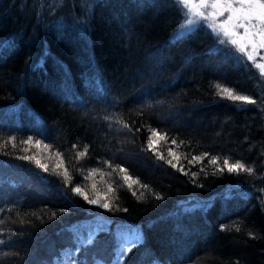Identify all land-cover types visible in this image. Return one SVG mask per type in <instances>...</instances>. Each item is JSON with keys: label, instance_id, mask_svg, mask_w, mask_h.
I'll return each instance as SVG.
<instances>
[{"label": "trees", "instance_id": "16d2710c", "mask_svg": "<svg viewBox=\"0 0 264 264\" xmlns=\"http://www.w3.org/2000/svg\"><path fill=\"white\" fill-rule=\"evenodd\" d=\"M183 18L176 0H0V264H264V88L205 26L174 38Z\"/></svg>", "mask_w": 264, "mask_h": 264}, {"label": "snow or ice", "instance_id": "6c2138e0", "mask_svg": "<svg viewBox=\"0 0 264 264\" xmlns=\"http://www.w3.org/2000/svg\"><path fill=\"white\" fill-rule=\"evenodd\" d=\"M177 2L188 9L191 16L197 17L203 21H211L213 31L227 38L228 42L231 45L237 46L240 52L246 53L248 60H254L255 54L261 49H264V0H199L198 3L191 4L190 0H177ZM225 15L226 18L218 23L217 21L219 18L225 17ZM195 23L196 21L194 19H188L186 23L182 25V30L174 34V38L188 35ZM240 29L243 30V34L239 32ZM224 43L225 40L221 39L220 44ZM248 49H250V51H247ZM257 67L261 68L262 74H264V65H257ZM222 92L231 100L245 101L248 104L255 103L254 100L246 96L233 95V92L228 88H223ZM152 137L154 140L149 143L150 148L153 147L156 139L163 140L165 138L164 136L158 135L155 131L152 133ZM28 143H31V140H29ZM172 143L175 144L176 141L173 140ZM168 155L178 159L172 151H169ZM163 158V156L160 157V159ZM23 159L32 158L23 157ZM194 159L197 158L194 157ZM35 163L37 167L47 171V165L42 164L40 160H35ZM168 163L171 164L172 161L169 160ZM211 163L216 165L217 160L213 158ZM172 166L175 167V165ZM225 169L228 173H238L241 171L251 172V168H246L243 163L236 162L230 164L227 159L223 161V168L218 167L217 171L223 173ZM120 171H124V169L121 168ZM65 180H67V173H65ZM127 180L128 177L125 176V181ZM128 186L129 188L132 187L131 184ZM109 191H111V189H109ZM74 192L82 196L84 200L90 204L99 203V198L90 200L79 187L75 188ZM157 198L160 199V197ZM100 207L110 209L111 205L109 202L105 201L103 204H100ZM124 210L127 211V209ZM138 239L139 236L137 235L136 239H134L126 249H122V254L131 252L136 246V240ZM3 243L4 241L0 240V244ZM89 243H91V238L89 239Z\"/></svg>", "mask_w": 264, "mask_h": 264}, {"label": "rangeland", "instance_id": "374dc122", "mask_svg": "<svg viewBox=\"0 0 264 264\" xmlns=\"http://www.w3.org/2000/svg\"><path fill=\"white\" fill-rule=\"evenodd\" d=\"M198 2L199 0H190V4L198 3ZM182 8L184 12V18L182 20V24L180 25V27H178L177 31L182 30V25H184L188 19H194L196 21V23L192 27L196 25L205 26L206 28H208V30L211 32L214 38L213 48L225 49L231 52L232 55H235L238 58V60L241 61V63L248 69L251 78L256 84H258L257 87H260L261 84L262 85L261 87L264 88V74H262V69L257 67V65H264V49H261L257 54H255V59L250 61L247 59L246 53L240 52L239 48L237 46L231 45L228 42L227 38L223 37L222 35H218L216 32L213 31V28L211 26V21H203L197 17H193L189 14L188 9L184 8L183 5ZM226 15L225 17H220L217 22L219 23L220 21H223L226 18ZM239 32L243 34L242 29H240ZM221 39L225 40L224 44H220ZM247 51H250V49H248ZM107 227H108V221H106L104 218L101 217L95 218L90 222H85L83 226H80L78 228L77 238L78 240H81L83 242L89 241L90 238L92 239L94 237L96 232L100 230H104ZM111 233L113 234L116 242L114 255L112 257V262H119L121 256H123L122 249H126L129 246V244L134 239H136V236L137 235L139 236V230L136 227H131L128 230L113 228L111 230ZM137 241H139V239L136 240V242ZM62 260H63L62 264H73L70 261V259L67 257V255L65 256V254H62ZM98 264H102V263H98Z\"/></svg>", "mask_w": 264, "mask_h": 264}, {"label": "bare ground", "instance_id": "6f19581e", "mask_svg": "<svg viewBox=\"0 0 264 264\" xmlns=\"http://www.w3.org/2000/svg\"><path fill=\"white\" fill-rule=\"evenodd\" d=\"M101 228V227H100ZM61 260V259H60ZM62 262V261H61ZM61 264V263H60Z\"/></svg>", "mask_w": 264, "mask_h": 264}]
</instances>
